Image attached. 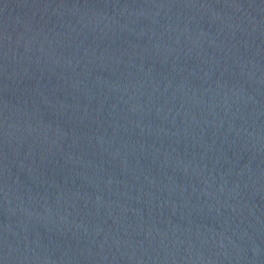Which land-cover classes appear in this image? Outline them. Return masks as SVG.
Here are the masks:
<instances>
[{
    "label": "water",
    "instance_id": "95a60500",
    "mask_svg": "<svg viewBox=\"0 0 264 264\" xmlns=\"http://www.w3.org/2000/svg\"><path fill=\"white\" fill-rule=\"evenodd\" d=\"M0 264H264V0H0Z\"/></svg>",
    "mask_w": 264,
    "mask_h": 264
}]
</instances>
